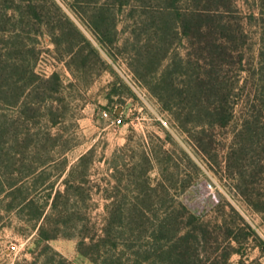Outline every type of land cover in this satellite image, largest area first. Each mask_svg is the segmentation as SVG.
Listing matches in <instances>:
<instances>
[{
    "label": "rangeland",
    "instance_id": "1",
    "mask_svg": "<svg viewBox=\"0 0 264 264\" xmlns=\"http://www.w3.org/2000/svg\"><path fill=\"white\" fill-rule=\"evenodd\" d=\"M54 1L57 7L49 3L48 9L57 30L51 32V25L44 22L37 40H28L25 58L39 75H61L66 86L62 95L66 118L59 127L49 126L44 120L38 124L33 120L30 127L32 134L52 128L70 137L75 147L66 154L69 168L83 154L93 151L87 169L89 182L83 186L85 193L79 207L61 208L69 213L77 209L83 218L69 219L67 212L52 210L57 189L65 188V176H60L55 160L61 156L59 148L36 142L27 146L23 140L17 144L10 139L0 152V264H92L78 252L79 237L65 233L100 232L108 217L106 195L113 191L111 186L117 184L115 194L126 204L139 193L136 181L143 180L145 168H149L153 184L161 181L172 187L180 201L202 217L208 237L199 248L203 264H264V210H259L264 208V144L248 145L244 153L229 161L235 122L201 131L207 143L203 151L196 146L191 132L179 127L175 114L165 109L163 101L149 88L160 84L168 89L174 84L178 88L173 92L175 97H166L179 110L192 107L182 89L189 80L187 72L196 77V66L192 68L195 48L182 32L179 14L168 11L165 0H145L148 12L137 8L135 16H131L130 8L118 10L113 0H89L82 5L74 0ZM102 8L111 11L107 15L109 26L104 29H109L105 45L91 25L102 16ZM231 8L248 32L243 47L246 59L252 62L259 47L258 25L251 16L258 12L257 0H233ZM159 37L169 46L167 54ZM189 53H193L190 71L181 65ZM20 110L0 102V115H5L2 119L16 120L17 131L24 137L27 128L20 125ZM34 112L44 113L31 114ZM104 112L109 115L104 116ZM117 115L123 119L121 124L112 123L111 118ZM193 119V124L198 123L196 117ZM146 154L151 163L146 162ZM42 160L49 162L45 185L40 183L43 178L38 170ZM114 165L118 166L116 177ZM134 166L138 179L131 177ZM82 172L77 174L79 178ZM194 175V182L184 189L182 180ZM51 183H55L54 190H46ZM209 183L212 187L207 186ZM92 188L91 199H85ZM165 193L164 189L159 192L153 212L166 210L160 200ZM247 197L258 201L261 208ZM44 204L45 214L38 218ZM46 214L47 227L60 233L48 240L39 236Z\"/></svg>",
    "mask_w": 264,
    "mask_h": 264
},
{
    "label": "trees",
    "instance_id": "2",
    "mask_svg": "<svg viewBox=\"0 0 264 264\" xmlns=\"http://www.w3.org/2000/svg\"><path fill=\"white\" fill-rule=\"evenodd\" d=\"M74 1L76 5H82L89 0ZM113 1L121 12L130 8L131 16H135L134 11L137 8L143 7L146 11L145 0ZM165 2L168 11L179 14L182 32L189 40L191 48H195L196 61L192 68L196 66V77L192 78L190 72H187L189 80L182 89L189 96L192 107L183 111L171 103V96L168 94L174 98L173 92L178 90L174 84L168 89L158 84L149 87L150 90L163 101L165 109L175 114L179 120V127L191 132L197 140L196 146L203 151L207 149V143L200 133H205L208 127H228L235 122L236 129L227 156L229 161L244 153L248 145H263L264 0H257L258 12L251 15L259 29V47L252 62L246 59L243 47L248 40V32L242 25L239 14L231 8L233 0H165ZM49 3L50 6L57 7L54 0H0V102L20 108V116L23 119L20 125L27 128L22 137L17 131L18 122L16 120L11 122L8 118L3 120L2 117L5 115H0V152L4 151L10 139L17 144L23 140L27 146L36 142L44 146L50 143L53 149L59 148L61 156L55 160L60 167V176H65L63 178L65 188L57 189L53 197L52 210L67 212L69 215L66 217L69 219L72 217L82 219L83 215L78 216L80 211H76L77 209L69 213L61 208L79 207L80 198L85 193L83 186L89 182L87 169L93 151L83 154L78 162L69 168L66 154L75 147L71 144L70 137L60 129L53 132L52 128L32 134L30 127L33 120L36 124L44 120L49 126L59 127L64 124L66 118L67 107L65 97L62 96L66 86L61 75L58 72H53L50 76L39 75L34 65H28L25 58L26 52L29 51L28 40L33 37L37 40L44 22L51 25L49 29L51 32L57 30L50 20ZM102 9L100 19L91 22V25L97 32L100 42L105 45L106 31L109 29H104L109 26L107 15L111 11L110 8ZM37 24L40 27L35 28ZM29 26L35 29H30ZM162 38L160 40L164 42ZM194 38L197 40L194 41ZM163 48L167 54L169 46L165 42ZM30 51L33 52L31 49ZM192 54L189 53L181 63L188 71L193 65ZM112 90L114 92V87ZM10 98L13 100H9ZM32 111L44 113L31 114ZM193 117L197 118L198 123H192ZM117 157L115 153L113 159L116 161ZM145 160L151 163V158L147 154ZM48 164L47 160H42L39 165V176L43 178L40 181L42 185L47 182ZM113 168L116 177L118 166L114 165ZM81 170L84 172L80 179L77 174H80ZM148 173L149 168H145L142 173L143 180L136 181L140 188L139 193L126 204H123L115 194L117 184L111 186L113 191L106 195L108 217L100 232L94 235L65 233V236L79 237L78 252L92 264L204 263L199 248L203 241H208V237L202 217L191 212L180 201L175 191H172V187L161 181L153 184ZM137 176V166H134L131 177L138 179ZM194 179L195 175L183 179L182 187L186 189ZM0 184L3 185L1 180ZM54 185L55 183H51L45 189L54 190ZM162 189L166 193L160 200L163 201L166 210L163 213L153 212L152 206L157 202V196ZM92 190L93 188L85 199H91ZM19 191L22 190L19 188ZM108 191L110 190L107 189ZM247 198L256 208H261L258 201ZM31 201L36 203L35 199ZM259 210L262 211L264 208ZM44 214L45 204L38 218H42ZM48 221L49 215L46 214L39 228V236L44 240L60 234L47 227ZM125 246L129 250L127 258Z\"/></svg>",
    "mask_w": 264,
    "mask_h": 264
},
{
    "label": "built area",
    "instance_id": "3",
    "mask_svg": "<svg viewBox=\"0 0 264 264\" xmlns=\"http://www.w3.org/2000/svg\"><path fill=\"white\" fill-rule=\"evenodd\" d=\"M103 114H104V116H108L109 115L107 112H104ZM111 119H112V123H114V124H121L123 122L122 117L119 116V115H117L115 117H112ZM207 186L212 187V184L209 183V184H207ZM13 249H15V247H13Z\"/></svg>",
    "mask_w": 264,
    "mask_h": 264
}]
</instances>
